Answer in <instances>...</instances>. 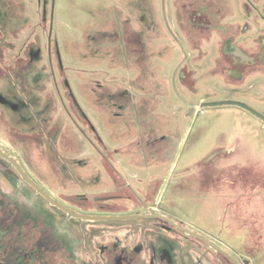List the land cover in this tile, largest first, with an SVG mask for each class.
<instances>
[{
  "label": "rangeland",
  "instance_id": "rangeland-1",
  "mask_svg": "<svg viewBox=\"0 0 264 264\" xmlns=\"http://www.w3.org/2000/svg\"><path fill=\"white\" fill-rule=\"evenodd\" d=\"M0 100V150L65 207L264 264V0H0ZM4 220L67 232L61 264H228L70 218L0 158Z\"/></svg>",
  "mask_w": 264,
  "mask_h": 264
},
{
  "label": "trees",
  "instance_id": "trees-1",
  "mask_svg": "<svg viewBox=\"0 0 264 264\" xmlns=\"http://www.w3.org/2000/svg\"><path fill=\"white\" fill-rule=\"evenodd\" d=\"M183 3V1H182ZM185 5V4H184ZM210 21V20H209ZM218 28V24L213 23L212 29ZM80 214V213H79ZM151 220L161 221L159 218H151ZM7 220L1 221L0 227V258L8 262V264H61L65 261V253L61 245L62 238L67 232L60 230V233L53 237L52 230H43L42 227H35L28 221L21 222V226H17L12 220L14 226L12 228ZM145 221V220H142ZM167 225L166 222L161 221ZM112 244L109 243L108 246ZM107 246V247H108ZM114 252V255L112 253ZM107 257L112 259L106 262H115L122 258L120 264H128L133 262V254L124 253L122 251L109 250L105 251ZM224 260L231 264L230 261ZM124 261V262H123ZM74 264V263H73Z\"/></svg>",
  "mask_w": 264,
  "mask_h": 264
},
{
  "label": "water",
  "instance_id": "water-1",
  "mask_svg": "<svg viewBox=\"0 0 264 264\" xmlns=\"http://www.w3.org/2000/svg\"><path fill=\"white\" fill-rule=\"evenodd\" d=\"M0 158L8 162L12 165V167L15 169V171L18 173L20 178L31 188H33L44 200H46L52 207L56 208L57 210L65 213L67 216L73 219H78L81 221H87V222H96V221H128V220H136V219H149V218H159L163 220L164 222L170 224L177 230L181 231L182 233L197 238L216 252L220 253L222 256H224L227 260H229L232 264H237V262L229 256L224 250H222L219 246H217L214 242L209 241L208 239L201 237L194 232L181 227L177 223H175L173 220H170L168 218H165L164 216H161L160 214L149 212L148 214H145V209L143 207H140L138 210V214L134 215H110V216H94V215H87V214H79L76 213L69 208L65 207L61 203H59L54 197H51L50 195L43 192L38 186L31 181L22 171L20 166L13 160L11 157L7 156L0 150Z\"/></svg>",
  "mask_w": 264,
  "mask_h": 264
},
{
  "label": "flooded vegetation",
  "instance_id": "flooded-vegetation-1",
  "mask_svg": "<svg viewBox=\"0 0 264 264\" xmlns=\"http://www.w3.org/2000/svg\"><path fill=\"white\" fill-rule=\"evenodd\" d=\"M1 101V100H0ZM112 255H114V253H112ZM109 258L110 259H112L110 256H109ZM120 260L122 259V258H119ZM119 259L118 260H116L114 263L113 262H104V264H116V263H118V264H120L118 261H119ZM136 260H134L133 259V262L132 263H128V264H136V262H135Z\"/></svg>",
  "mask_w": 264,
  "mask_h": 264
}]
</instances>
